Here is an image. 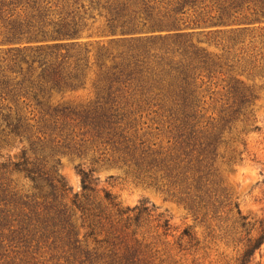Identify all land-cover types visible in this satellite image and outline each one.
I'll return each instance as SVG.
<instances>
[{
    "label": "trees",
    "instance_id": "16d2710c",
    "mask_svg": "<svg viewBox=\"0 0 264 264\" xmlns=\"http://www.w3.org/2000/svg\"><path fill=\"white\" fill-rule=\"evenodd\" d=\"M97 17L114 39L82 42ZM261 23L264 0H0V264H184L191 229L167 242L174 230L154 206L99 188L103 160L196 221L228 223L242 245L234 264H256L264 219L242 216L223 173L260 131L264 30L243 26ZM88 83L92 102H64ZM210 86L219 110L205 107ZM65 156L90 164L75 166L77 192L58 169Z\"/></svg>",
    "mask_w": 264,
    "mask_h": 264
},
{
    "label": "rangeland",
    "instance_id": "374dc122",
    "mask_svg": "<svg viewBox=\"0 0 264 264\" xmlns=\"http://www.w3.org/2000/svg\"><path fill=\"white\" fill-rule=\"evenodd\" d=\"M103 23L104 20L97 17L95 23H90L92 25L91 31L86 33L81 41L96 45L114 39L104 32ZM243 27L247 30H255V34H258L264 30V23ZM206 31L209 30L196 29L190 32H194L195 40L205 42L204 34ZM7 48V45L0 44L2 51ZM254 84L259 99L255 106L253 124L258 126L260 131L249 132L246 137L248 147L244 153L243 162H237L230 168H224L223 173L229 188L233 192V198L239 205L242 216L246 217L251 224L264 219V79L257 78ZM221 91L220 87L210 86L208 92L205 93V107L210 111L221 108L217 102ZM93 99L94 93L90 83L87 84L86 88L64 96V102L74 107L85 106ZM149 124L152 125V123ZM21 148L20 144L11 148L10 155L12 158L19 159L21 157ZM243 150V146L240 145L239 151ZM77 164H81L84 169L90 167V164L84 159L79 160L67 156L62 157L61 165L58 167L60 174L75 192L81 188V178L75 169ZM93 176L98 179L100 189H106L118 196L125 206L135 207L145 202L154 206L157 214H163L169 219L175 239L170 237L167 242L174 243L185 229H191L196 242H194L193 247L188 246L185 252L180 253L179 258L183 257L184 264H234L238 258L242 245L238 243L239 236L235 239L232 235L229 237L228 234L230 233H227L228 223H221L218 220L206 223L196 221L192 214L168 193L138 182L127 174L126 170L116 161H100L94 167ZM255 234L256 231H253L252 235ZM255 263L264 264V243L255 253Z\"/></svg>",
    "mask_w": 264,
    "mask_h": 264
}]
</instances>
